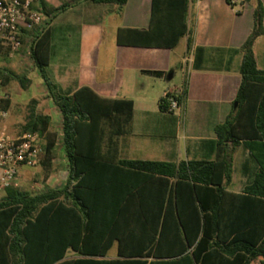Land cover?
I'll use <instances>...</instances> for the list:
<instances>
[{"label":"trees","instance_id":"obj_1","mask_svg":"<svg viewBox=\"0 0 264 264\" xmlns=\"http://www.w3.org/2000/svg\"><path fill=\"white\" fill-rule=\"evenodd\" d=\"M86 1L116 5L118 12L127 2ZM188 3L151 0L147 28H119L117 44L174 48L189 33ZM68 6L34 0V8L45 16L43 23L20 33L21 48L28 47L46 98L60 113V129L51 126L35 99L28 101L18 125L19 132L41 137L38 164L44 181L52 173L57 145L65 155L68 176L57 189L33 193L17 184L0 190V264H264V69L257 68L252 50L264 34L261 2L247 38L232 49L241 53L240 83L233 113L215 126L216 139L205 141L216 154L177 163L103 157L101 145L129 131L132 101L101 97L87 86L65 94L46 78L49 24ZM191 47L189 36L186 48ZM204 62L203 55H194L195 68ZM11 81L25 89L30 79L27 73L0 67V85ZM184 94L183 87L177 94L181 103ZM10 106L9 97L0 98L1 108ZM239 146L256 168L241 192H233L228 186ZM113 246L116 255L108 258ZM68 251L75 256L67 257Z\"/></svg>","mask_w":264,"mask_h":264},{"label":"crops","instance_id":"obj_2","mask_svg":"<svg viewBox=\"0 0 264 264\" xmlns=\"http://www.w3.org/2000/svg\"><path fill=\"white\" fill-rule=\"evenodd\" d=\"M43 1L52 7L69 4L63 13L80 6L81 12L86 11L88 16L86 20L69 16L61 23L58 22L59 14L52 18L49 24V58L44 68L46 78L65 94L87 86L101 97L127 99L133 103L129 131L113 137L110 143L104 142L101 145L103 157L174 163L200 160L210 155L214 157L213 145L205 141L215 140V126L233 113V101L240 83L238 69L241 53H233L232 49H238L250 33L258 1L263 7L264 26V0H231L233 6L226 0H188L189 33L171 49L119 45L116 42L119 28H147L151 0H127L119 12L116 5H88L86 0H70L67 3L61 0ZM189 36L192 47L187 50ZM263 40L264 34L257 37L252 46L259 69H264V57L259 64L256 48ZM197 48H202L203 52H196ZM27 53L28 47L21 48L17 55ZM195 54L203 55L205 59L200 69L193 66ZM28 68L32 78L28 76L30 82L25 89L33 90V95L27 101L37 100L38 110L49 116L51 126L59 130L60 113L46 98L47 91L32 62ZM143 71H161L163 74L153 75ZM183 87L185 94L181 109L177 112L161 111L159 100L163 94L167 91L179 93ZM13 103L11 101L8 112ZM6 122L8 127L10 122L8 119ZM237 149L233 154V170L228 186L233 192H241L249 182L246 179L247 168L243 166L246 157L237 178H233ZM63 161L65 171L52 172L42 189L36 188L37 191L46 187L57 189L64 184L68 176L64 153ZM20 168L18 184L25 178L29 181V174L19 176ZM233 185L234 189L231 188ZM112 249L115 254L108 258L116 255V247ZM73 256L72 251L67 252V257Z\"/></svg>","mask_w":264,"mask_h":264},{"label":"built area","instance_id":"obj_3","mask_svg":"<svg viewBox=\"0 0 264 264\" xmlns=\"http://www.w3.org/2000/svg\"><path fill=\"white\" fill-rule=\"evenodd\" d=\"M45 16L34 8V0H0V46L10 55L21 50L20 33L43 23ZM177 92L163 94L161 104L165 112H177L182 103ZM0 98H8L1 95ZM9 112L0 107V190L17 186L20 167L34 168L41 153V137L37 132H10L6 120Z\"/></svg>","mask_w":264,"mask_h":264},{"label":"rangeland","instance_id":"obj_4","mask_svg":"<svg viewBox=\"0 0 264 264\" xmlns=\"http://www.w3.org/2000/svg\"><path fill=\"white\" fill-rule=\"evenodd\" d=\"M62 2H69L70 0H61ZM80 1V0H79ZM88 5H92L90 2H87ZM80 7V6H79ZM70 10L66 13L60 12V18L58 19V22H62V19H65L67 17H73L75 19H84L86 20L88 18L87 12L79 9ZM83 10H86V6H83ZM89 13V12H88ZM106 24L108 25L109 22L106 20ZM18 54V53H17ZM17 54L10 55L8 51L0 46V67H7L10 70L14 71L17 74L27 73V75L32 78V75L30 73V69L28 68L29 65H31L30 58L28 56V53L25 55L20 54L19 56ZM264 57V40L258 43V46L256 48V58L260 63V60ZM262 66V65H261ZM1 95H7L11 101L14 103L12 104L11 110L9 111L11 116L8 117V122H10L7 129L11 132H14L18 130V125L24 121V117L27 112V104L28 99L30 96L33 95V90L30 89H22L18 83L15 81H11L6 86L0 85V96ZM12 117V118H11ZM7 123V122H6ZM10 127V128H9ZM55 153H56V160L55 164L53 165V173L63 172L65 171V164L63 161V152L61 150V146L57 145L55 147ZM246 159V163L243 165L245 169L248 171V174L246 175V179L249 181L250 176L253 174L256 168V164L254 160L246 154V150L243 146L239 147L235 153L234 156V172H233V178H237V173L240 169V165L243 162L244 158ZM28 175L29 181L21 180L20 187L28 190L30 192L36 193V188H40V190L43 187L44 181V173L42 166L38 164L34 168H27L22 167L19 170V176L24 177V175ZM20 177V179H21ZM234 189V185L231 187ZM115 254V250L112 249L109 252L108 256H113Z\"/></svg>","mask_w":264,"mask_h":264},{"label":"water","instance_id":"obj_5","mask_svg":"<svg viewBox=\"0 0 264 264\" xmlns=\"http://www.w3.org/2000/svg\"><path fill=\"white\" fill-rule=\"evenodd\" d=\"M235 106H236V103L233 104V107H235Z\"/></svg>","mask_w":264,"mask_h":264}]
</instances>
